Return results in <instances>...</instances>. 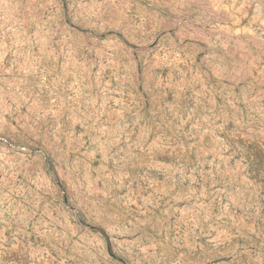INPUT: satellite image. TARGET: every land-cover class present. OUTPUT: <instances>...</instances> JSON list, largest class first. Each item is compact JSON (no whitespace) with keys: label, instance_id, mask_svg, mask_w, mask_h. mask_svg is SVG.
Wrapping results in <instances>:
<instances>
[{"label":"rangeland","instance_id":"rangeland-1","mask_svg":"<svg viewBox=\"0 0 264 264\" xmlns=\"http://www.w3.org/2000/svg\"><path fill=\"white\" fill-rule=\"evenodd\" d=\"M0 264H264V0H0Z\"/></svg>","mask_w":264,"mask_h":264}]
</instances>
